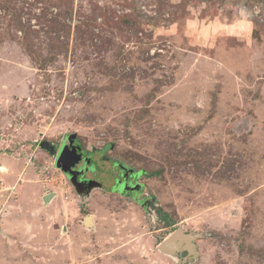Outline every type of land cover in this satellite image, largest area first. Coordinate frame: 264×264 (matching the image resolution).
<instances>
[{
	"label": "rangeland",
	"instance_id": "obj_1",
	"mask_svg": "<svg viewBox=\"0 0 264 264\" xmlns=\"http://www.w3.org/2000/svg\"><path fill=\"white\" fill-rule=\"evenodd\" d=\"M0 264H264L259 0H0Z\"/></svg>",
	"mask_w": 264,
	"mask_h": 264
},
{
	"label": "water",
	"instance_id": "obj_2",
	"mask_svg": "<svg viewBox=\"0 0 264 264\" xmlns=\"http://www.w3.org/2000/svg\"><path fill=\"white\" fill-rule=\"evenodd\" d=\"M75 142V135L69 138V144H65L56 160L57 168L61 169L65 175L68 177L78 194L85 193L90 194L91 191L96 187H102L101 183L95 180H79L78 177L82 174V171L76 170V166L80 164L83 160L82 155L78 153V149L73 146ZM40 147L49 150L50 153H55V147L51 145L48 141L40 144ZM86 160V159H84ZM52 194L44 197L45 203H49ZM89 219H94L93 216H88L85 218L86 221ZM91 225H86L87 227H92ZM199 235L187 234L181 228H178L170 237H168L161 245L159 249L164 253H173L176 250H181V248L188 252V257L196 256V240ZM188 257L185 259L187 261Z\"/></svg>",
	"mask_w": 264,
	"mask_h": 264
},
{
	"label": "flooded vegetation",
	"instance_id": "obj_3",
	"mask_svg": "<svg viewBox=\"0 0 264 264\" xmlns=\"http://www.w3.org/2000/svg\"><path fill=\"white\" fill-rule=\"evenodd\" d=\"M64 145H65V144H63V145L60 147L59 152H58V155H59V153H60V151H61V149H62V147H63ZM73 146H75V147L78 149V153L81 154V155H82V158H83V160L80 162V164H78V165L76 166V168H75V169L78 170V171H82V174L79 175L78 179H79L80 181H81V180H84V181L91 180V179H89V178L87 177V173H88V172H85V171L82 170V167L85 165V163H84V159L87 158V157H86V154H88V153L82 149V147L77 143V141L74 142ZM57 158H58V156H57ZM119 177H120V178H116V187H115L116 190H117V189H118V190L121 189L122 186H123L124 184L127 183V178L130 177V174L127 175L126 173L122 172V170H121V171H120V174H119ZM119 191H120V190H119ZM117 193H118V191H117Z\"/></svg>",
	"mask_w": 264,
	"mask_h": 264
},
{
	"label": "trees",
	"instance_id": "obj_4",
	"mask_svg": "<svg viewBox=\"0 0 264 264\" xmlns=\"http://www.w3.org/2000/svg\"><path fill=\"white\" fill-rule=\"evenodd\" d=\"M259 3L261 4L262 8L264 9V0H259Z\"/></svg>",
	"mask_w": 264,
	"mask_h": 264
},
{
	"label": "bare ground",
	"instance_id": "obj_5",
	"mask_svg": "<svg viewBox=\"0 0 264 264\" xmlns=\"http://www.w3.org/2000/svg\"><path fill=\"white\" fill-rule=\"evenodd\" d=\"M90 220V219H89Z\"/></svg>",
	"mask_w": 264,
	"mask_h": 264
}]
</instances>
